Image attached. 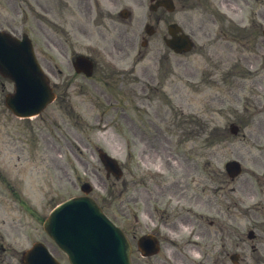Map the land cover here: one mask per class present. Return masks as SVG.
I'll return each mask as SVG.
<instances>
[{
  "label": "rangeland",
  "instance_id": "obj_1",
  "mask_svg": "<svg viewBox=\"0 0 264 264\" xmlns=\"http://www.w3.org/2000/svg\"><path fill=\"white\" fill-rule=\"evenodd\" d=\"M126 2L127 0H122L123 4ZM0 10L2 12L4 11L3 8H0ZM11 15L14 17L13 14ZM37 39L38 41H42L41 38ZM97 40L98 38L95 37L73 38V41L76 43V46L78 48H82L88 43H95L97 42ZM58 41L67 42V38L59 37ZM110 41L111 39L108 38L105 43H108V45H110ZM109 48H112V46H109ZM162 48L163 52L167 51L164 47ZM69 50V48H66L63 49V51L50 53L53 56V62H55L60 68H62L65 74H70V71L68 65L62 58V55L67 56ZM169 61L172 64L171 71L167 78L164 80V88L167 90V94L165 96L166 99L164 98V100L160 104L158 99H160L161 91L158 87L153 89L150 94H148L150 102L157 110L155 113L161 114L164 109H166L168 112L167 121L165 120V122L162 123L157 121L156 123L160 127L161 131H163V133L159 135L162 142L161 140H158L157 133L151 132L153 137L150 138L156 144V149L158 150V152L162 154L163 143L166 142L165 140H163V136L165 133L168 140L170 141L169 151L172 154L176 153L178 156L184 158L186 163H194L198 161L199 163L203 164L204 169L206 167L205 161L209 160V162L211 163L213 154H216L217 158L225 159L232 156L231 154L233 152H236L238 150L244 151L245 148H249V145L244 140H242L241 137L231 136H229V141L231 143L230 145H228L227 143L224 145L222 144V141L220 142V147H216V144L213 142L214 135L212 134L214 125L224 127L227 121L235 119L239 120L231 108L233 103L230 100L229 94L226 93L227 91L220 92L212 86L208 89L203 87L204 85L208 86L209 84L202 82L198 73L195 76L193 74L185 78L186 74L191 71L195 73V71L183 69L182 61L180 60V57L178 55H170ZM117 62L118 65H120L124 69H127L132 64L133 59L131 58V55H127L126 57L122 55L117 60ZM145 64H149V67L153 70L154 83L156 86H159V82L163 81V63L159 60V57H156L155 59H146L144 62L139 63L138 67ZM124 78L127 81H131L133 75L126 72ZM140 79L142 82H146L148 80L146 76L141 75ZM187 79L189 80V82L186 83ZM128 86H131V84L125 85V87ZM217 93L219 95H217ZM125 94L126 98L131 99V91L125 92ZM217 96H220L223 99H219ZM243 103V98L240 95H237L235 104L242 108ZM82 110L85 111L84 108H82ZM49 112H47V115ZM182 112H184V114H182ZM156 116L157 115H155V119ZM74 120L75 119L73 118L59 117V130L54 129V134L56 135L60 146L63 147V151H61V149L59 148H57L56 154L54 151V159H51V156H49L50 164L57 169L56 172L52 170L48 177L34 179L36 181L32 182L34 186L36 185L42 188V190L40 189V192L48 196L51 203L66 197V195L74 194L78 191L76 185L77 175L82 178H90L88 176V174H90L88 172L89 164L97 166L95 153L93 152V158L90 156L91 144L103 142L112 153L120 156L121 158L122 156L123 158H125V139L132 136L131 133L121 134L109 130V132H94L93 134H90L89 138L91 141H89L88 139H86V133H83L79 130L75 131L73 129L74 131L72 132L65 131V126H71ZM45 124L48 126V128L52 127V123L49 120H47ZM11 129H13V127H11ZM44 130L47 133L49 132V129L47 128H44ZM100 133H107V137H102ZM151 134L149 135L151 136ZM16 136L23 139V136L21 134H17ZM117 141L120 144L122 143L121 150H119V147H117ZM158 141L159 144L161 143V145L159 146ZM44 143L46 145L47 141L44 140ZM59 144L57 146H59ZM75 144H77L78 146H75ZM45 145H43L44 149ZM141 147L142 144H140V148ZM140 148L138 149L139 152ZM34 151L36 152L38 157L44 152V150L42 151L41 149H34ZM140 155L141 158L145 157V159H148V157L143 156L141 152ZM149 156L152 159H155L156 157H154L152 153H150ZM1 157H5V161L2 160L0 162V165L2 166L8 164L10 161L13 163V159L15 158V156L10 157V155H7V158L9 160L6 161V156ZM132 158L128 161L124 159L123 160L129 167V169L134 172L131 169V166L134 164L135 159L132 160ZM212 161H214L215 163V159H212ZM32 162L33 161L30 159L29 165L32 168V173H35L33 170ZM185 162L180 160V163L183 165ZM24 163L25 162L22 161V165ZM34 164V169L39 170L40 166L38 165V163L34 162ZM46 168L47 167L44 165L43 169ZM148 168H153V166L149 164L148 166L141 164V170ZM179 169L180 168L178 167V170ZM125 178L126 181H131L132 179L127 173ZM73 179H75V182ZM90 179L93 181L95 187V190L93 191L94 196L104 195L105 191L111 188L113 190L112 194L115 195L116 191L118 192L121 189L120 181H117L112 177L106 179L104 178V176L98 177L92 175V178ZM112 183H114V185ZM47 186L49 187V189H46ZM128 192L129 194L132 192L131 183H129L128 185ZM128 197V195H124V198L127 199ZM110 211L113 213L112 215H110L115 219L116 213L112 210Z\"/></svg>",
  "mask_w": 264,
  "mask_h": 264
},
{
  "label": "flooded vegetation",
  "instance_id": "obj_2",
  "mask_svg": "<svg viewBox=\"0 0 264 264\" xmlns=\"http://www.w3.org/2000/svg\"><path fill=\"white\" fill-rule=\"evenodd\" d=\"M204 257H207L208 258V255H202ZM212 264H220V255L219 253L215 254L214 255V259L211 260Z\"/></svg>",
  "mask_w": 264,
  "mask_h": 264
}]
</instances>
